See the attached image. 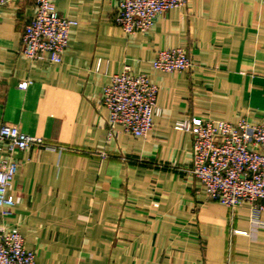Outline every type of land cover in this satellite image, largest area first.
<instances>
[{"label":"crops","instance_id":"0c3cea01","mask_svg":"<svg viewBox=\"0 0 264 264\" xmlns=\"http://www.w3.org/2000/svg\"><path fill=\"white\" fill-rule=\"evenodd\" d=\"M51 1L77 22L59 63L19 53L34 0L0 11V125L55 147L15 153L16 203L0 227L16 226L38 264H264V211L206 199L192 137L173 128L188 117L264 123V0H187L131 35L114 22L118 0ZM175 47L191 66L154 70ZM124 65L159 87L161 113L145 136L118 127L107 140L103 89Z\"/></svg>","mask_w":264,"mask_h":264},{"label":"built area","instance_id":"2783aa9c","mask_svg":"<svg viewBox=\"0 0 264 264\" xmlns=\"http://www.w3.org/2000/svg\"><path fill=\"white\" fill-rule=\"evenodd\" d=\"M187 0H118L114 22L127 35L146 33L156 17ZM6 0H0V11ZM73 19L61 15L51 0H34V14L25 23L19 53L30 61L59 63L68 46ZM187 51L180 47L161 49L152 59V68L177 72L191 66ZM28 81L18 83L25 89ZM159 87L144 73H133L124 65L105 85L102 105L108 111L106 139L118 127L135 137L145 136L160 115ZM175 130L192 137L190 172L200 183L206 199L230 209L248 204L256 219L264 211V123H250L241 117L236 123L188 117L174 122ZM30 146L55 147L39 136L29 135L15 125H0V216L8 217L15 206L13 179L19 163L15 153ZM0 264H38L16 226L0 227Z\"/></svg>","mask_w":264,"mask_h":264}]
</instances>
